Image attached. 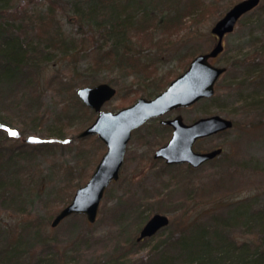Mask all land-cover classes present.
Returning a JSON list of instances; mask_svg holds the SVG:
<instances>
[{"label":"rangeland","instance_id":"1","mask_svg":"<svg viewBox=\"0 0 264 264\" xmlns=\"http://www.w3.org/2000/svg\"><path fill=\"white\" fill-rule=\"evenodd\" d=\"M237 1L240 0H181L179 4L159 5L156 8L162 12L180 10L181 20L160 26L157 18L162 12H157L149 16L152 21L129 31L130 45L135 49L130 65H102L103 54L91 50L95 44H102L106 49L107 40L87 28L79 33L66 14L56 10L55 19L67 36L78 40L79 48H70L75 51L73 54L61 55L58 47L63 45L57 39L47 43L42 40L40 43L47 53L40 67L32 71L25 69L24 72L28 70L31 74L0 84L6 91L7 88L17 90V95L0 93V101L14 106L9 111L1 110L11 124L22 131L21 139L28 134L47 138L57 132L56 136L71 140L35 153L31 160L43 170L48 202L44 204L45 196L41 197L40 193V197L31 202V214L3 215L6 225L13 226L18 220L34 217L30 224H43L41 230L59 242L60 251L72 245L74 237L80 236L79 241L86 238L77 245L78 264L98 263L117 254L125 256L124 264H145L154 257L150 248L176 237L186 223L213 210V202L224 198L238 201L236 197L256 195L251 199L253 206L264 204V111L248 110L245 105L248 100L258 98L259 91H264V88L253 87V81H248L254 75L247 74L251 61L264 63V13L261 12L264 0H260L239 18L234 30L223 37V51L213 63L226 70L216 81L213 96L200 99L179 112L186 122L214 114L231 119V128L200 138L193 144L196 151L221 147L222 152L197 167L187 163L168 165L154 158L153 153L166 143L171 133L156 120H150L133 132L119 178L106 188L95 222L89 223L84 215L74 214L56 226L50 225L55 213L70 201L77 185L88 180L106 149L96 135L78 136L96 113L82 106L77 88L98 82L113 85L117 89L115 96L101 107L106 111H116L138 96L149 97L163 90L185 70L193 57L212 48L216 39L210 28ZM31 36L34 43L41 40L32 33ZM29 96L38 103L29 105L26 99ZM67 115H72L73 119L68 121ZM72 186L76 188L67 199ZM225 208L220 207L216 212L221 213ZM199 211L201 214L197 215ZM154 213L166 214L169 224L152 238L141 240L137 246L131 245L140 227ZM205 217L208 216L202 218ZM9 232L15 234L13 228ZM240 232V228L232 230L234 235L244 237ZM163 250L170 251L166 242L157 251ZM60 257L63 259V255Z\"/></svg>","mask_w":264,"mask_h":264},{"label":"trees","instance_id":"2","mask_svg":"<svg viewBox=\"0 0 264 264\" xmlns=\"http://www.w3.org/2000/svg\"><path fill=\"white\" fill-rule=\"evenodd\" d=\"M180 1L40 0L38 3L34 0H0V84L19 80L23 74H31L28 70L24 72L25 69L36 70L40 67L47 53L46 47L40 43L42 40L47 43L57 39L63 45L58 47L61 55L73 54L75 51L72 52L70 48H79L78 40L71 35L67 36L59 20L55 19L53 14L56 10H62L67 19L77 26L79 33L80 30L87 31V28L92 34H99L107 40L106 49L102 44H95L91 50L103 54L100 58L102 65H130L129 60L135 49L130 45L129 31L133 32L144 23L152 21L153 18L149 16L163 11L156 8L159 5L179 4ZM180 12H162L161 17L157 18V25L180 21ZM170 14L173 16L170 17ZM31 33L41 38L39 43H34ZM251 62L247 74L254 76H251L248 82L253 81V87L264 88V63H255L254 60ZM5 89L0 88V93L6 91ZM7 93L17 95V90L7 88ZM257 94L258 98L256 96L255 99L248 100L245 105L248 110L256 109L261 112L264 111V91L261 90ZM26 99L29 105L38 103V100L31 96ZM7 104L0 101V264H78L77 245L85 242L86 238L79 241L80 236L74 237L71 244L76 247L65 244L67 247L64 246V250L60 251L59 242L41 230L43 224H30L34 217L18 220L13 226L6 225L2 217L6 214H31V202L39 198L40 193L41 197L45 196L44 204L48 202L49 193L43 170L31 159L36 152L71 140L70 137L56 136V132L55 136L47 137V140L40 144L25 143L21 139L22 131L11 124L6 114H3L2 110L14 109L13 104ZM66 118L68 121L73 119L72 115H67ZM90 122L91 120L86 123ZM9 130L18 134L11 136ZM75 188L76 186L71 187L67 199ZM254 196L245 197L247 199L236 197L238 201H228V198H224L213 202V210H208L209 213L203 212L205 215L202 213V216L186 223L176 237L162 240L150 248L154 257L145 264H264V204L253 206L251 199ZM224 206L226 208L221 213L216 212ZM200 214L201 211L197 212V215ZM204 216L208 217L202 218ZM24 222L27 224H23ZM11 228L15 234L9 232ZM237 228L241 229V235L245 234L244 237L232 233V230ZM129 235L128 233L127 237L130 240ZM152 236L144 239H150ZM165 242L170 251H157ZM139 243L141 241H136V238L131 241L133 246ZM68 252L74 254L69 256ZM124 258L123 254H117L92 264H124Z\"/></svg>","mask_w":264,"mask_h":264},{"label":"water","instance_id":"3","mask_svg":"<svg viewBox=\"0 0 264 264\" xmlns=\"http://www.w3.org/2000/svg\"><path fill=\"white\" fill-rule=\"evenodd\" d=\"M258 3L259 0H240L234 3L210 29L216 37L212 48L193 57L187 68L153 98L139 97L131 105L116 111H106L101 107L115 94L114 86L101 82L82 86L76 90L81 101L97 112L95 119L81 130L78 136L96 134L105 144L106 150L89 179L75 190L70 202L52 218L51 226H56L71 214H83L89 223H93L105 188L119 176L132 130L149 118L160 116L179 106L191 105L200 98H208L214 93V84L219 75L224 72L225 67L212 64L211 59L223 50V36L231 32L238 19L256 7ZM165 122L173 128L171 136L164 145L154 151L153 157L162 158L167 164L186 162L192 167H197L222 151L221 147L209 151H195L192 147L194 141L231 128L233 125L231 119L218 114L200 117L191 123L183 122L181 116L177 115ZM43 140L33 134L25 138L27 143H38ZM168 223L169 217L166 214H152L139 229L136 240L140 241L152 236Z\"/></svg>","mask_w":264,"mask_h":264},{"label":"flooded vegetation","instance_id":"4","mask_svg":"<svg viewBox=\"0 0 264 264\" xmlns=\"http://www.w3.org/2000/svg\"><path fill=\"white\" fill-rule=\"evenodd\" d=\"M214 60V58L212 59V61ZM146 97H148V96H146ZM191 105H188V106H179V107H176V108H173V109H170V110H168L167 112H165L163 115H160V116H158V117H154V118H151L150 120H156L159 124H160V126L162 127V128H165L166 130H168V132H170L171 133V131H172V126L169 124V123H167V122H165L166 120H171V119H173L174 117H176L177 115H180L181 116V118H182V120H183V122H185V123H191V122H193V121H190V122H186V121H184V119H183V117H182V115L179 113L180 112V110L181 109H186V108H188V107H190ZM149 120V121H150ZM141 127V126H140ZM139 127V128H140ZM138 129V128H137ZM136 129H134V131H135ZM134 131H132V133H131V137H132V134H133V132ZM198 140V139H197ZM213 159V158H212ZM211 160V159H210ZM209 161V160H208Z\"/></svg>","mask_w":264,"mask_h":264},{"label":"snow or ice","instance_id":"5","mask_svg":"<svg viewBox=\"0 0 264 264\" xmlns=\"http://www.w3.org/2000/svg\"><path fill=\"white\" fill-rule=\"evenodd\" d=\"M18 133L14 130H9V135L16 136Z\"/></svg>","mask_w":264,"mask_h":264}]
</instances>
